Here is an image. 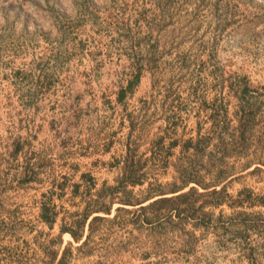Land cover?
<instances>
[{
  "label": "trees",
  "instance_id": "16d2710c",
  "mask_svg": "<svg viewBox=\"0 0 264 264\" xmlns=\"http://www.w3.org/2000/svg\"><path fill=\"white\" fill-rule=\"evenodd\" d=\"M158 1L151 8H146L144 0L138 6L132 2L128 11L119 2L122 6L112 8L115 9L112 15L118 19L100 22L109 24L106 28L116 36L120 49L125 48L123 54H115L120 72L114 90L109 94L100 91L98 96L102 104L110 105L111 95L113 103L124 112L119 122L126 121L127 132L119 142L120 153L106 160H94L96 166L115 168L116 175L111 183L98 181L91 168L79 172L78 165L64 158L70 165L69 172L48 178L44 190L33 200L36 213L32 217H22L19 206L6 208V203L0 200V264H72L75 258L108 251L109 232L116 233L125 227L129 234L179 230L190 242L197 239L194 231L202 230L213 235L217 249L233 245L237 262L264 264V222L261 221L264 211L256 209L264 207V193L244 186L234 193L228 191L231 182L241 175L264 172L263 154L255 151L260 147L258 141L263 139L255 127L257 117L264 112V83L252 85L249 76L226 69V64L216 60L217 41L224 32L258 38L264 31H256L261 17L246 10L242 0H212L203 8L177 9L179 22L187 19L190 25L184 36H192L190 31L196 32L202 21H206V30L188 49L189 63L183 76L186 94L182 96L179 92L177 100L181 107L168 108L166 114H161L166 116L161 132L150 140L147 152H139L141 138L133 132L140 119L137 114L127 112L126 107L143 74L153 75L155 59L163 49L157 35L172 22L169 15L165 22L160 18L164 9L159 8ZM112 15L109 13L107 17ZM105 48L101 51L98 46H90L89 59L98 65L112 59L111 48ZM212 60L214 64H210ZM36 84L24 88L27 101L40 100L44 89ZM203 85L212 90H206ZM209 92H212L210 96ZM66 95L64 98L68 97L67 92ZM229 98L233 99L231 105ZM70 99L71 108L57 120L59 125L65 123L52 135L54 149H65L68 143H74L68 129L91 114L78 105L75 97L70 95ZM191 101L196 105L195 111ZM189 114L195 119L192 127L186 128ZM176 127H180L177 134ZM35 138L34 134L19 133L0 139V147L6 148L1 151L8 157L5 159L0 154V159L14 170V177L7 180L10 168H4L0 197L10 189L40 182L38 177L44 174L41 169L52 148L44 146L39 152L31 151ZM113 144L112 139L104 141L99 148L101 153H107ZM19 157L17 167L8 162L9 158L17 161ZM51 158L48 162H53ZM52 165L47 170L52 171ZM169 166L172 170L169 180L157 177V171L164 174ZM187 226L190 230H186ZM252 234L254 239L250 238ZM94 264L103 263L96 260Z\"/></svg>",
  "mask_w": 264,
  "mask_h": 264
},
{
  "label": "rangeland",
  "instance_id": "374dc122",
  "mask_svg": "<svg viewBox=\"0 0 264 264\" xmlns=\"http://www.w3.org/2000/svg\"><path fill=\"white\" fill-rule=\"evenodd\" d=\"M154 1L144 0L146 8H151ZM211 1H158L159 8L164 9L160 18L165 22L170 16L172 22H168L171 24L157 35L163 49H160L155 59L157 66L153 75L147 72L143 74L126 107L127 112L137 114L140 119L133 132L134 136L136 134L141 138L139 152H147L150 140L161 132L166 117L161 114H166L168 108L181 107L177 100L179 92L182 96L186 94L183 76L184 67L189 63L188 49L192 41H197L206 30V21H202L196 32L190 31L192 36H184L190 25L187 19L179 22L177 9H199ZM242 1L246 10L261 17L256 31L264 29V0ZM119 2L126 5V11L133 6L132 2L136 6L141 4L140 0H6L0 3V137L19 133L23 136L34 134L36 138L32 139L31 151L39 152L44 146L52 148L41 169L46 174V179L41 174L38 177L39 183L18 186L0 197L2 203H6V208L19 206L22 217L35 215L33 200L44 190L51 175L69 172L70 165L66 162L78 165L79 172L91 168L98 181L106 180L111 183L116 175L115 168L96 166L94 160H106L111 155H118L121 151L119 142L127 132L126 121L123 124L119 122L124 112L113 103L112 96L109 95L110 105L102 104L98 98L100 91L109 94L114 90L117 74L120 72L115 54L125 52V48L120 49L117 44L116 36L106 28L109 24L100 23L101 19L107 22L118 19L112 15L115 12L112 8L113 5H121ZM109 13L111 18L107 17ZM259 34L258 38H242L239 32H224L217 41L216 60L220 64H226V69L249 76L252 85L264 83V31ZM90 46H98L101 51L106 46L111 48L112 59L104 60L102 65L91 61L87 55ZM214 63L215 60L210 62ZM36 83L44 89L40 100L27 101L24 99V88ZM203 87L208 91L212 90L210 86ZM54 91L58 97L53 94ZM66 92L68 97L64 98L67 96ZM210 94L212 92L208 95ZM70 95L79 101L78 105L83 110L91 114L77 121L74 128L68 129L67 133L71 134L74 143H68L65 149H54L51 146L52 135L61 130L65 123L59 121V125L57 120H61L64 111L71 108ZM54 99L56 102L53 104ZM72 103L74 104L73 101ZM231 103L233 99L229 98L228 104ZM52 105L54 109L51 108ZM192 105L195 111L196 105ZM111 107H114V111H111ZM163 108L165 111L162 112ZM186 118V128L192 127L194 115L189 114ZM179 130L180 127H176L175 133ZM255 132L263 138L258 141L260 147L255 151L261 152L264 160V112L257 117ZM61 135L65 134L61 132ZM108 139L114 140V144L107 153L102 154L99 148ZM5 149L0 147V154L6 159L8 157L1 151ZM50 156L54 159L53 162H48ZM64 158H67L66 162ZM1 160L0 177L4 168L7 170L8 167V163L5 165ZM20 160V157L17 161L9 158L8 162L17 167ZM170 162H173V157ZM51 163L53 169L49 171L47 168ZM8 168L7 180L14 177V170L11 166ZM157 172V177L162 180H169L172 174L170 166L164 174ZM243 186L256 193H264V172L241 175L231 182L228 191L234 193ZM256 209L264 211V207ZM261 221L264 222V214ZM124 229H118L116 233L109 232L108 251L75 258L72 264H94L96 260L103 264H245L244 261H236L237 253L233 245L228 249L214 247L213 235L209 232L194 231L197 239L190 242L187 235L179 230L161 229L151 234L132 231L129 234L128 227ZM186 230H190V227L187 226ZM250 238L254 239V234ZM65 239L66 236H63V240Z\"/></svg>",
  "mask_w": 264,
  "mask_h": 264
}]
</instances>
